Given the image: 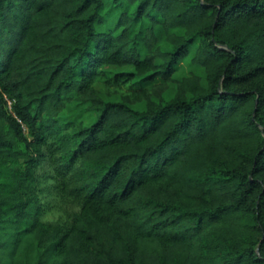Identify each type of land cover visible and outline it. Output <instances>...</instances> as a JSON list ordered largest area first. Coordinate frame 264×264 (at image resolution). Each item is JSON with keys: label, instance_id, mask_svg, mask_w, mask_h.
<instances>
[{"label": "trees", "instance_id": "trees-1", "mask_svg": "<svg viewBox=\"0 0 264 264\" xmlns=\"http://www.w3.org/2000/svg\"><path fill=\"white\" fill-rule=\"evenodd\" d=\"M0 264H264V0H0Z\"/></svg>", "mask_w": 264, "mask_h": 264}, {"label": "rangeland", "instance_id": "rangeland-1", "mask_svg": "<svg viewBox=\"0 0 264 264\" xmlns=\"http://www.w3.org/2000/svg\"><path fill=\"white\" fill-rule=\"evenodd\" d=\"M157 36L159 43L163 40V34L161 30H157ZM194 47L190 50V55L178 63L176 71L173 75L174 80H179L184 76H188L191 73L199 75L201 79H204V71L201 67L192 65L190 63V57L194 51ZM106 70L111 73L119 71L130 70L129 67H106ZM96 88L100 91L104 99H109L103 93V87L101 83L96 84ZM176 91L175 83H169L166 90L161 94L162 100L166 101L171 99ZM137 108L141 109V105ZM49 167L44 163L41 171V178L37 186V198L40 206V219L44 222L53 224H65L68 221L69 216L78 210V203L76 199L69 195L61 186L48 174Z\"/></svg>", "mask_w": 264, "mask_h": 264}]
</instances>
